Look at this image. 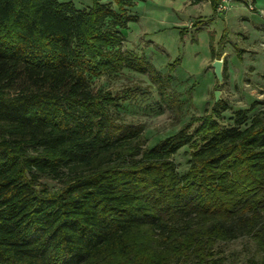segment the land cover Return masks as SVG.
Wrapping results in <instances>:
<instances>
[{
  "label": "trees",
  "instance_id": "trees-1",
  "mask_svg": "<svg viewBox=\"0 0 264 264\" xmlns=\"http://www.w3.org/2000/svg\"><path fill=\"white\" fill-rule=\"evenodd\" d=\"M89 1L0 0V264H223L215 247L243 237L247 263L264 264V107L226 124L219 99L147 147L91 80L145 75L176 123L180 104L167 76L122 49L138 0ZM190 1L215 13L221 0Z\"/></svg>",
  "mask_w": 264,
  "mask_h": 264
},
{
  "label": "rangeland",
  "instance_id": "rangeland-1",
  "mask_svg": "<svg viewBox=\"0 0 264 264\" xmlns=\"http://www.w3.org/2000/svg\"><path fill=\"white\" fill-rule=\"evenodd\" d=\"M74 1L78 8L90 5L89 0ZM253 6L255 10L250 11L241 0H228L227 10L216 14L206 1L192 5L190 0H138L128 9L136 20L122 29V49L135 52L168 77L170 92L181 107L179 123L173 112L161 107L145 75L121 70L91 80L92 88L107 89L119 97L118 119L141 125L147 147L174 134L190 118L211 110L217 90L219 99L229 107L223 123H231L235 110L256 102L251 115L264 107V0H253ZM213 60H222V69L225 62L227 77L220 88L211 67ZM188 153L183 148L173 157L179 173L187 168ZM47 183L60 185L58 181ZM215 252L223 264H248L256 247L243 237L218 244Z\"/></svg>",
  "mask_w": 264,
  "mask_h": 264
},
{
  "label": "water",
  "instance_id": "water-1",
  "mask_svg": "<svg viewBox=\"0 0 264 264\" xmlns=\"http://www.w3.org/2000/svg\"><path fill=\"white\" fill-rule=\"evenodd\" d=\"M211 67L213 69V74L217 80L218 85L222 82V60H213L211 63ZM214 102H217L219 100V91L214 92Z\"/></svg>",
  "mask_w": 264,
  "mask_h": 264
},
{
  "label": "built area",
  "instance_id": "built-area-1",
  "mask_svg": "<svg viewBox=\"0 0 264 264\" xmlns=\"http://www.w3.org/2000/svg\"><path fill=\"white\" fill-rule=\"evenodd\" d=\"M243 3L247 5L250 11H254L255 8L253 6V0H241ZM228 0H221L220 3L217 5L215 13L222 14L227 10Z\"/></svg>",
  "mask_w": 264,
  "mask_h": 264
}]
</instances>
